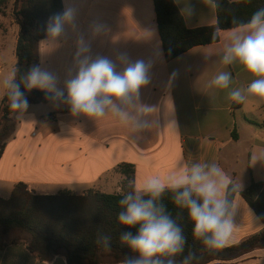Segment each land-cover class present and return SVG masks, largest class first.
Masks as SVG:
<instances>
[{
	"label": "crops",
	"instance_id": "1",
	"mask_svg": "<svg viewBox=\"0 0 264 264\" xmlns=\"http://www.w3.org/2000/svg\"><path fill=\"white\" fill-rule=\"evenodd\" d=\"M174 2L188 29L217 22L216 8L207 7L203 0H186L190 13L181 11L185 0ZM62 7L63 11L74 9V20L54 44L47 43L48 37L40 41L38 65L54 73L63 89L65 81L76 74L74 58L81 38L90 46L93 58L106 56L115 61L126 53L132 62L150 63V82L140 89V103L155 109V127L134 142L129 129L111 116L94 121L73 116L67 105L29 104L24 120L13 115L16 130L0 159L2 198H9L20 182L40 195L61 191L82 195L90 190L122 194L128 173L139 185L147 176H166L181 158L185 163L215 162L234 182L236 172L231 169L238 162L240 146L251 142L252 149H264V104L255 100L236 104L227 99V90L208 87L222 70L232 72V87H246L251 80L238 65L225 68L218 56L206 58L219 53L223 40L196 46L168 60L153 0H62ZM97 24L103 25L99 33L93 31ZM18 30L13 38L0 31V102L6 93L3 81L16 67ZM222 35L227 37L230 32ZM121 69L117 62V71ZM171 121L175 126L168 125ZM234 201L235 228L228 246L263 228L239 194ZM0 264L68 263L63 256L41 262L18 243L0 250ZM103 264L120 262L104 260ZM208 264H264V248Z\"/></svg>",
	"mask_w": 264,
	"mask_h": 264
},
{
	"label": "clouds",
	"instance_id": "2",
	"mask_svg": "<svg viewBox=\"0 0 264 264\" xmlns=\"http://www.w3.org/2000/svg\"><path fill=\"white\" fill-rule=\"evenodd\" d=\"M179 2V0H176ZM209 8H217L218 0H203ZM182 13H190L186 0ZM74 9L66 7L62 13L49 18L46 25L47 43L54 44L74 20ZM235 27L224 30L217 25L211 33V41L223 40L219 53L205 55L217 57L228 68L238 65L250 75L246 87H232L233 74L229 70L217 72L208 82L209 88L227 90V99L236 104L255 100L264 104V8L257 9L247 22L237 17ZM103 25L93 31L99 33ZM230 35L224 37L223 32ZM117 62L122 69L117 71ZM76 74L58 87V77L34 65L24 74L13 70L3 81L8 107L18 120H24L29 102L26 92L33 89L46 94L54 102L70 107L73 116L83 115L94 121L111 116L129 129L135 142L155 127L152 107L140 103V89L150 82L151 64L143 60L130 61L126 53L116 60L106 56L93 58L90 46L81 38L77 41L74 58ZM66 91V95H65ZM168 125L175 126L171 121ZM264 164V149L254 152L250 165ZM130 189L118 201L117 222L122 228H136V233L124 231L120 243L134 255L125 257L120 264H196L199 257L191 249L185 255L187 237L180 221L184 213L192 223V237L209 250L228 246L235 228L236 204L233 193L240 190L221 169L211 161L185 163L179 159L175 168L166 176L150 175L136 185L130 181ZM179 211L173 215L164 202L165 196ZM96 243L110 250V237L98 235ZM181 257V259H177Z\"/></svg>",
	"mask_w": 264,
	"mask_h": 264
},
{
	"label": "trees",
	"instance_id": "3",
	"mask_svg": "<svg viewBox=\"0 0 264 264\" xmlns=\"http://www.w3.org/2000/svg\"><path fill=\"white\" fill-rule=\"evenodd\" d=\"M153 1L158 31L168 60L196 46L218 42L219 40L211 41V33L217 23L221 29H231L235 27L232 23L233 17L247 22L257 9L264 8V0H218L215 25L188 29L174 0ZM11 4L19 28L15 69L24 74L30 67L38 65L39 43L47 37L46 25L49 18L63 12L62 0H0V14L6 16ZM3 26L0 22V29L6 30ZM26 96L29 104L52 102L67 105L46 98L44 92L36 89L26 92ZM13 115L5 94L0 102V159L16 130ZM130 181L132 175L128 173L122 183L123 193L130 189ZM122 194L90 190L82 195L70 191L40 195L30 191L26 184L17 183L9 198L0 196V250L21 243L41 262L63 256L68 264H103L105 259L119 263L125 257L134 255L126 245L120 243L121 232L131 231L135 234L137 230L122 228L117 222V213L120 210L118 201ZM237 194L260 219L263 228L236 244L219 250H209L193 239L192 223L184 213L180 221L187 237L184 254L189 249L194 251L199 257L196 264L237 259L264 248V181L252 180L248 186L233 193V199ZM164 202L169 211L176 215L179 210L171 203L168 195ZM14 234L18 237H14ZM98 235L110 237V250H105L96 243Z\"/></svg>",
	"mask_w": 264,
	"mask_h": 264
},
{
	"label": "rangeland",
	"instance_id": "4",
	"mask_svg": "<svg viewBox=\"0 0 264 264\" xmlns=\"http://www.w3.org/2000/svg\"><path fill=\"white\" fill-rule=\"evenodd\" d=\"M0 22L3 23L4 28L0 29L1 32H9L10 37L13 38L17 34L18 26L15 21V16L12 12V4L9 6V9L7 10V15L3 16L0 14ZM250 143H244L240 146L239 150V157L238 162L236 164V167L232 168L231 170H235L236 172V178L234 183L241 185V187L248 186L251 181H264V164L262 163H256L255 165H250V157L254 152H258L256 149H252L250 147ZM247 232H241V235L245 234ZM14 237H18L17 234L13 235ZM109 260V259H105Z\"/></svg>",
	"mask_w": 264,
	"mask_h": 264
}]
</instances>
